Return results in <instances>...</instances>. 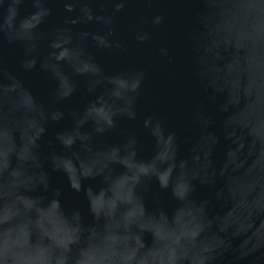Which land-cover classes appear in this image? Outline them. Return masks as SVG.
<instances>
[{
    "label": "water",
    "instance_id": "95a60500",
    "mask_svg": "<svg viewBox=\"0 0 264 264\" xmlns=\"http://www.w3.org/2000/svg\"><path fill=\"white\" fill-rule=\"evenodd\" d=\"M0 264H264V0H0Z\"/></svg>",
    "mask_w": 264,
    "mask_h": 264
}]
</instances>
